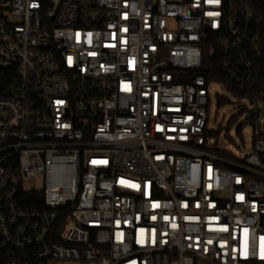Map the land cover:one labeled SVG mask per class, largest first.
I'll use <instances>...</instances> for the list:
<instances>
[{
    "label": "built area",
    "instance_id": "1",
    "mask_svg": "<svg viewBox=\"0 0 264 264\" xmlns=\"http://www.w3.org/2000/svg\"><path fill=\"white\" fill-rule=\"evenodd\" d=\"M0 70V264H264V0H0Z\"/></svg>",
    "mask_w": 264,
    "mask_h": 264
},
{
    "label": "rangeland",
    "instance_id": "2",
    "mask_svg": "<svg viewBox=\"0 0 264 264\" xmlns=\"http://www.w3.org/2000/svg\"><path fill=\"white\" fill-rule=\"evenodd\" d=\"M217 94H226L229 102L219 105ZM210 97L211 106L209 109L208 129L212 130L213 144L218 148L229 150L240 157L250 154L254 149L255 125L247 122L249 110L245 109L243 114L239 111L242 106L248 107L249 101L245 99H241L240 101L238 96L227 92L218 85L211 86ZM232 116L236 118L230 125L229 120ZM240 124H243L242 135L237 132V127ZM30 186L41 188V180L37 184H30ZM57 264H66V262H59Z\"/></svg>",
    "mask_w": 264,
    "mask_h": 264
},
{
    "label": "trees",
    "instance_id": "3",
    "mask_svg": "<svg viewBox=\"0 0 264 264\" xmlns=\"http://www.w3.org/2000/svg\"><path fill=\"white\" fill-rule=\"evenodd\" d=\"M204 66H207L210 68L211 71V75H208L207 78L209 79H215L217 81H222L225 83V86L228 90H230L233 95L235 96H240L234 89V87L231 85V83L229 82L228 79H226V77L223 75V73L220 71L219 67L216 64V61H210V60H206L204 61ZM202 72V71H201ZM8 74V72L3 70H0V96L3 95V90L5 89V87H7L10 83V78L6 77L4 75ZM219 105L221 104H225L228 103V101L225 98H221L219 100ZM235 116H232L229 120V124L231 125L234 121H235ZM247 122L250 124H254V119L253 118H247ZM237 132L238 134L242 135V130H243V124H240L237 127ZM256 140V138H254V141ZM64 220V217L61 216L60 220H59V224H61Z\"/></svg>",
    "mask_w": 264,
    "mask_h": 264
},
{
    "label": "water",
    "instance_id": "4",
    "mask_svg": "<svg viewBox=\"0 0 264 264\" xmlns=\"http://www.w3.org/2000/svg\"><path fill=\"white\" fill-rule=\"evenodd\" d=\"M258 110V106H256L255 108H254V112H256Z\"/></svg>",
    "mask_w": 264,
    "mask_h": 264
}]
</instances>
